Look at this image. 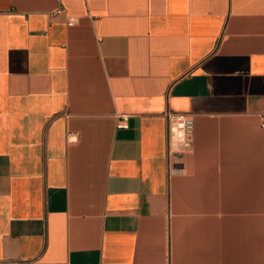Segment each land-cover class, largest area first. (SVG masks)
Returning a JSON list of instances; mask_svg holds the SVG:
<instances>
[{"label":"crops","instance_id":"obj_1","mask_svg":"<svg viewBox=\"0 0 264 264\" xmlns=\"http://www.w3.org/2000/svg\"><path fill=\"white\" fill-rule=\"evenodd\" d=\"M263 113L264 0H0V264H264Z\"/></svg>","mask_w":264,"mask_h":264},{"label":"built area","instance_id":"obj_2","mask_svg":"<svg viewBox=\"0 0 264 264\" xmlns=\"http://www.w3.org/2000/svg\"><path fill=\"white\" fill-rule=\"evenodd\" d=\"M75 22L76 17L69 16L68 24L73 25ZM165 116L168 122L167 155L170 161V170L181 172L182 168L177 165L183 164L184 155L192 152L194 147V117L191 114L176 112L171 109L165 111ZM261 124L264 127V113L261 115ZM117 126L129 127V114L125 113L118 116ZM78 137L77 131H69L67 134L68 142H76ZM18 263L15 261L12 264Z\"/></svg>","mask_w":264,"mask_h":264},{"label":"water","instance_id":"obj_3","mask_svg":"<svg viewBox=\"0 0 264 264\" xmlns=\"http://www.w3.org/2000/svg\"><path fill=\"white\" fill-rule=\"evenodd\" d=\"M177 166H180V164H178Z\"/></svg>","mask_w":264,"mask_h":264}]
</instances>
